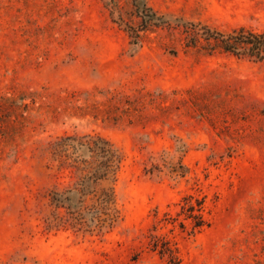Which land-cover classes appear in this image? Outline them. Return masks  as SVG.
Instances as JSON below:
<instances>
[{
  "label": "rangeland",
  "instance_id": "374dc122",
  "mask_svg": "<svg viewBox=\"0 0 264 264\" xmlns=\"http://www.w3.org/2000/svg\"><path fill=\"white\" fill-rule=\"evenodd\" d=\"M140 1L165 22L141 28L136 0H0V264H264V60L184 26L264 30V0ZM67 135L120 153L111 220L52 202L85 173L53 152Z\"/></svg>",
  "mask_w": 264,
  "mask_h": 264
},
{
  "label": "trees",
  "instance_id": "16d2710c",
  "mask_svg": "<svg viewBox=\"0 0 264 264\" xmlns=\"http://www.w3.org/2000/svg\"><path fill=\"white\" fill-rule=\"evenodd\" d=\"M139 16L142 18L141 28L145 29L150 24H163L165 21L146 2L136 0ZM196 32V38H202L207 45L219 48L222 51L238 58H249L253 61L264 60V30H255L247 26H240L229 32L211 28L207 25L187 23ZM132 33L134 29L131 27ZM137 37V35H133ZM53 152L59 157L70 159L74 164L82 166L85 171L75 189L66 192L52 191L51 200L57 206L70 209V213L76 212L79 204H84L89 196L96 197L93 204V218L101 221L111 220L113 217V205L115 203L114 189L103 184L104 181L115 177L122 157L111 142L103 136H87L78 138L67 135L59 138L53 144ZM204 200L188 195L184 198L181 214L185 219L191 220L194 230H200L207 220L203 214ZM103 215L105 217H103ZM182 227L185 224L181 223ZM155 248L160 247L161 253L171 255V263L175 257L173 250L167 241L156 238L153 243Z\"/></svg>",
  "mask_w": 264,
  "mask_h": 264
}]
</instances>
